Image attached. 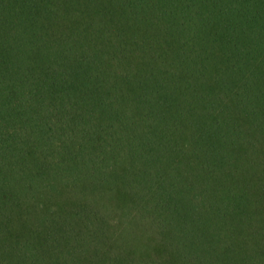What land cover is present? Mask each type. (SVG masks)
Segmentation results:
<instances>
[{
    "label": "trees",
    "instance_id": "16d2710c",
    "mask_svg": "<svg viewBox=\"0 0 264 264\" xmlns=\"http://www.w3.org/2000/svg\"><path fill=\"white\" fill-rule=\"evenodd\" d=\"M0 264H264V0H0Z\"/></svg>",
    "mask_w": 264,
    "mask_h": 264
},
{
    "label": "rangeland",
    "instance_id": "374dc122",
    "mask_svg": "<svg viewBox=\"0 0 264 264\" xmlns=\"http://www.w3.org/2000/svg\"><path fill=\"white\" fill-rule=\"evenodd\" d=\"M254 172V171H253ZM252 173V172H251ZM247 208H245V210H246ZM247 211V210H246ZM249 211V210H248ZM248 217V215H247V213H245V214H243V215H240V216H238V218H236V219H234V221H235V223H239V221H244V218H247ZM231 225L233 226L234 225V223L231 221Z\"/></svg>",
    "mask_w": 264,
    "mask_h": 264
}]
</instances>
